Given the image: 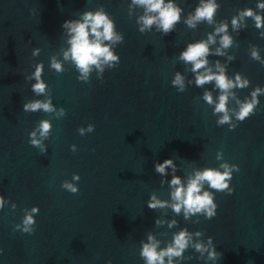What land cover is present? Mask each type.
I'll use <instances>...</instances> for the list:
<instances>
[{
  "label": "water",
  "instance_id": "obj_1",
  "mask_svg": "<svg viewBox=\"0 0 264 264\" xmlns=\"http://www.w3.org/2000/svg\"><path fill=\"white\" fill-rule=\"evenodd\" d=\"M210 3L211 21L196 19ZM169 4L179 19L165 33L159 13L134 0H0V264H148L145 245L160 253L181 232L186 247L163 264H264V0ZM97 12L113 30L101 44L118 59H101L85 76L66 22ZM145 16L155 22L145 26ZM202 42L207 63L194 72L182 53ZM220 74L231 88L196 83ZM38 82L43 93L33 90ZM35 102L51 110H24ZM246 103L254 107L241 121ZM205 170L230 173L223 191L201 182L215 215L174 211L172 180L186 189Z\"/></svg>",
  "mask_w": 264,
  "mask_h": 264
},
{
  "label": "clouds",
  "instance_id": "obj_2",
  "mask_svg": "<svg viewBox=\"0 0 264 264\" xmlns=\"http://www.w3.org/2000/svg\"><path fill=\"white\" fill-rule=\"evenodd\" d=\"M134 3L146 6L148 12H158L159 13V21L160 25L163 28L164 32L167 33L173 26L175 22L178 21L179 15L178 10L175 9L171 4L165 6L164 0H134ZM258 7L264 9V4L258 5ZM215 11V6L213 4L204 5L202 8H197L196 10V19L207 18L211 21V17ZM246 16H253V12L251 10H247L243 13ZM84 22H75L69 24L66 22V26L70 27L71 33L74 35L70 41L71 47V57L75 61L77 67L82 71V73L87 76L91 65H99V61L103 59L105 62L108 61H116L118 58L112 54L108 47L102 46V40L113 39V30L112 23L107 19V17L100 12H97L95 15L91 13H87L84 16ZM155 17L145 16L142 17L143 23L145 26H151L155 22ZM257 21V26H261V17H255ZM237 23L236 19H233V25ZM103 31H100V29ZM89 29L91 30V34L95 37L94 41H90L89 39ZM226 26L219 29L218 31H225ZM143 31V29H141ZM212 40V37H209V41ZM231 43L230 38L228 36H224L222 39V45L224 47H228ZM208 46L206 43H198L194 45H189L187 51L182 53V59L186 62H191L193 64V71L196 72L199 69L203 68L207 63L206 60L202 59L208 54ZM67 57V54H66ZM53 67L60 71L59 64H53ZM36 78L39 81L40 77V68L38 67L36 70ZM212 80L216 81L217 86L221 90H227L231 88L233 85L230 81L226 79L223 74L220 75H202L197 76L196 83L197 85H203ZM175 84H182V80L177 75ZM45 85L43 83H36L33 86V90L37 93H43ZM205 99L211 103V96L206 94ZM226 101L227 96L220 97V103L217 106L218 112L226 111ZM254 107L253 103H246L241 107V110L238 114V119L243 121L245 117L252 112ZM43 108L45 111H50V104L48 103H40L35 102L31 104H25L24 110H32L36 111L38 109ZM229 117L225 115L223 117V122H227ZM50 128V124L47 121L41 123V135H45ZM91 127L89 131H91ZM83 130H81L82 132ZM35 135L34 133L32 134ZM33 145H38V141L33 140ZM172 164L171 160H166L163 164H158L156 166V171L163 173L165 168ZM225 169H227V165H222ZM230 178V173L226 170L221 173L215 170H205L203 173H197L196 178L192 179L185 189L179 180V178H174L172 180V185L176 186L175 192L173 193V199L178 201L179 203L175 204L174 211L177 213L180 212L181 206L186 209L187 213L200 212L202 209L207 210L208 217L211 218L215 215L216 205L213 204L212 198L208 192H203L201 195V182L206 181L212 189L217 191H223L228 188V184L225 183L226 179ZM74 179H78V177H74ZM65 188L69 191L75 193L77 189L73 187L71 184H65ZM3 199H0V207H3ZM157 204H149L150 208H155ZM33 212H37L38 209L33 208ZM25 225H31L34 223L31 216H27L24 221ZM25 231H28V228L25 227ZM186 233L181 232L178 236L175 237V247H169L168 249L161 251L160 253L156 252L154 245H145L143 248L142 255L147 259L148 264H163L164 256L172 257V256H180L181 251L186 247Z\"/></svg>",
  "mask_w": 264,
  "mask_h": 264
}]
</instances>
